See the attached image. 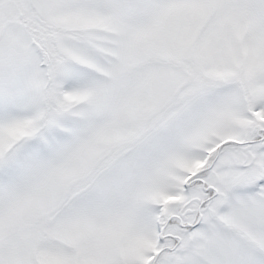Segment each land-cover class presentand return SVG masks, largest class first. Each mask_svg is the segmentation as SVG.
I'll return each instance as SVG.
<instances>
[{
  "label": "snow or ice",
  "instance_id": "snow-or-ice-1",
  "mask_svg": "<svg viewBox=\"0 0 264 264\" xmlns=\"http://www.w3.org/2000/svg\"><path fill=\"white\" fill-rule=\"evenodd\" d=\"M0 264H264V0H0Z\"/></svg>",
  "mask_w": 264,
  "mask_h": 264
}]
</instances>
